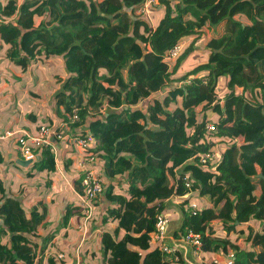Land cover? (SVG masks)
<instances>
[{"label":"trees","instance_id":"trees-1","mask_svg":"<svg viewBox=\"0 0 264 264\" xmlns=\"http://www.w3.org/2000/svg\"><path fill=\"white\" fill-rule=\"evenodd\" d=\"M145 1L0 0V36L22 70L39 52L63 62L68 77L54 109L64 119L78 111V123L96 138L92 151L103 159L102 177H128L122 197L112 184L106 192L116 202L104 220L118 223L115 233L126 230L120 241L104 233V249L114 251L109 264H166L150 234L168 198L188 190L187 180L208 200L218 192L223 198L195 215L186 211L192 198L185 199L175 234L200 233L211 262L235 251V264H264V0H156L144 11ZM191 37L177 58L166 59ZM190 55L196 60L187 62ZM187 65L193 68L180 75ZM208 122L218 129L208 131ZM219 144L228 150L212 184ZM209 152L215 156L203 163ZM43 154L35 166H53V155ZM174 168L176 189L168 183ZM21 203L9 197L0 205V264H42L26 235L41 217L29 225ZM244 224L252 255L232 238ZM129 244H139L142 255Z\"/></svg>","mask_w":264,"mask_h":264},{"label":"crops","instance_id":"crops-1","mask_svg":"<svg viewBox=\"0 0 264 264\" xmlns=\"http://www.w3.org/2000/svg\"><path fill=\"white\" fill-rule=\"evenodd\" d=\"M10 49L11 46L5 43L0 36V66L6 65L9 69L13 67L11 78L7 77V79H13L17 83L22 84L20 80H24L27 77L26 74L31 73L30 69L33 64L44 65L49 70L53 66L50 63H45V59H38L34 60L35 62L31 61L27 70H22L17 61L10 59L8 55ZM43 49L44 46H40L36 52ZM3 60H5V64L2 65L1 61ZM59 64L62 65L61 60ZM4 71L1 70V73ZM36 79L37 77H35ZM24 81L26 82V80ZM10 92V90L0 85V132L15 129L35 130L40 124H58L64 119L54 109L52 101L47 103L46 110L41 113L40 111L37 112L36 103L32 101L30 96L19 99L20 93H12L10 95ZM161 95L163 93L155 92L152 94L154 98ZM82 128H86L87 132H92L86 125L83 126L79 123L71 125L70 130L67 132H69V135H75L76 132L81 133ZM74 131L76 132L73 133ZM58 146V164H56V167L54 165L50 166L52 165L50 164L45 169H39L35 166V162H30L24 166L18 162L20 159H24L18 152L13 139H0V205L6 198L16 197L22 201L21 205L26 212L25 219L30 220L29 225L33 224L32 218L41 217L35 225L34 230L26 234L29 238V246L36 254L35 263L109 264V259L113 256L114 251L109 248L107 251L104 249L105 242L103 241V235L106 233V235L112 237L114 240L120 241L124 238L126 230L122 228L119 233H115L118 223L110 217L108 220H104V216L108 215L109 209L115 202L109 199L106 192L108 186L112 184L115 187L116 193L120 192L119 195L125 193L128 188V177L124 175H117L115 177L103 176L105 191L97 201L95 220L91 224L93 233L86 239H83L79 227L81 207L77 194L80 190V172L75 166V157L77 154H81V149L72 147L71 138H68L63 143L59 141ZM73 166L75 167L74 169ZM96 169L101 173H105L102 158L97 163ZM177 206L184 214L182 205ZM176 209L173 208L175 214L173 211V214H171L169 209H166L165 213L170 214L171 218L176 217L178 219L180 214L177 213ZM3 220L1 216L0 224L3 223ZM182 224L183 222L179 223V226H173L171 220L169 228L171 235L174 237L170 243L176 247L181 256L180 262L177 263L198 264L193 258L191 248L184 245L179 239L180 236L175 234ZM134 235L139 236L138 234ZM150 243L152 247H156V244L152 243L151 240ZM128 247L130 251L139 252L142 255L139 244H129ZM225 255L221 254L216 258L223 259ZM164 261L166 264H174L168 256ZM205 263L215 264L214 262L210 263L209 258L206 256ZM221 264L224 263L221 262Z\"/></svg>","mask_w":264,"mask_h":264},{"label":"built area","instance_id":"built-area-1","mask_svg":"<svg viewBox=\"0 0 264 264\" xmlns=\"http://www.w3.org/2000/svg\"><path fill=\"white\" fill-rule=\"evenodd\" d=\"M156 0H146L143 6L144 11H147L150 6L154 5ZM183 50V44H178L167 54L166 59H175ZM80 120V116L77 110H74L67 119H63L58 124L43 123L40 124L35 130L28 129H15L0 132V139H13L18 152L24 160L31 161V163L42 160L44 157L43 151H49L53 155V161L58 164L57 156L59 152L58 142L62 143L69 138L72 141V147L75 149H81V154H77L75 157V166L80 172V186L82 188L77 192L80 200L81 218H80V230L83 235V239L90 236L93 231L91 230L92 221L95 220V211L97 207V201L99 197L105 191V183L103 177L97 172L96 165L100 160L98 153L92 151L96 146V138L92 132H73L70 134L67 132L70 130L71 125L77 124ZM208 131H216L218 125L213 122L207 123ZM215 156V153H206L202 162L206 163L208 159ZM192 181L187 180L186 186L190 187ZM199 205L192 201L189 203L186 211L190 214H197ZM171 219L164 212L159 213L156 228L150 234V240L156 244L166 256L171 257L174 261L181 260V256L178 253L175 246L170 241L174 239L171 235L169 228ZM97 231V230H95ZM180 241L191 248L193 257L197 260L198 264H206L205 256L203 253V240L202 235L193 229H188L184 234L180 236ZM235 252L226 254L223 259H214L215 264H235Z\"/></svg>","mask_w":264,"mask_h":264},{"label":"rangeland","instance_id":"rangeland-1","mask_svg":"<svg viewBox=\"0 0 264 264\" xmlns=\"http://www.w3.org/2000/svg\"><path fill=\"white\" fill-rule=\"evenodd\" d=\"M152 6L156 7V5H152ZM202 33L204 35L203 39L208 37V34L206 32H202ZM192 37L188 41H186V43L183 44L184 47L187 44L189 46L190 42L193 39ZM249 45L251 47H253V43H249ZM36 55L37 56H36V58L34 60H38V59H43L44 60L45 59V63H47V64L50 63V65H53L52 68H50V70H49V69H47L48 67H46L44 65L33 64L31 66V69H30L31 73H27L26 74L27 77H25V79H24V80H26V82L23 79H21L20 81H21L22 84H20V83H17L13 79H7V77L11 78V71H12L13 67H11V69L7 68L6 65H3V64H5V60H3V61H1V64L3 66H0V85L3 86L4 88L10 90L11 91L10 95H12V93L13 94L20 93L19 99H24V97L30 96L32 98V101H35V103H36L37 112L40 111L42 113L43 111L46 110L48 102L52 101L53 105L55 106V99H54L55 95L60 90H62L63 83L67 79L68 73L66 71V68H65V65L63 64V62H62V65L59 64V62H60L59 58H56V57L46 58L44 55L43 56H39L41 54H36ZM207 55L209 57L211 55V52H207ZM34 60H32V61H34ZM185 60L187 62H193L196 59H194L192 57V55H190V56H187ZM192 68H193V65H187L186 67L183 66L180 69V75L182 73L190 71ZM1 70H5V71L3 73H1ZM35 77H37L38 80L37 79L35 80ZM34 96H35V98H34ZM10 97L12 98V96H10ZM160 98H163V96L161 95ZM198 109L200 110V108H198ZM82 131L83 130L81 129L80 132H82ZM74 132H76V131H74ZM187 134H190V129H188ZM199 143H203V140L201 139L199 141ZM219 147L220 148L215 150L216 151V155H217L215 160L217 158H218V160H216L217 163L214 160L215 161L214 163H216V164L214 165V169H215V172L213 173L214 177H212V179H211V180H213L212 184L215 183V182L216 183L218 182V179H217L218 176L221 177V174L219 173L217 167H218V165L222 166L224 164L223 163V159L225 157V152L228 150V148L226 147L225 144H223V145L219 144ZM53 165L56 167L55 163ZM74 168L75 167L73 166V169ZM175 169H177V168H174V173L169 175L170 182H168V183L171 184L176 189L179 186V184H180V180H178V175L176 174ZM97 172L99 173L98 170H97ZM233 172L235 173L236 176H238V178H241V173L238 171L237 168H234ZM220 183H221L222 187H226L224 182L220 181ZM199 191H200V187L199 186L198 187L194 186L193 182H192L191 186L188 187V190L185 192L184 195L179 196L178 194H175V195H172V196H170L168 198V200L166 201L165 210L169 209L170 213L173 214L172 213L173 208L174 209L177 208L176 211H177V213L180 214V217L178 216V219L176 217L175 218H173V217L171 218V215H170V218L172 220L173 226H177V225L179 226V223L184 221V214H183V212L180 211L178 206L176 207V205H180L185 199H187V198L191 199L192 198V200L197 202V204L199 205L200 209H204V208L210 209V208H215V206L220 201V199L223 198L222 193L218 192L213 199L208 200L207 199L208 197L199 194L198 193ZM114 196H116V195H114ZM120 197H122V194H121ZM220 204H223V202H220ZM188 205L189 204H187L186 208L188 207ZM165 210L163 211L164 213H165ZM96 212H97V208H96L95 214H96ZM173 212L175 214V211H173ZM238 216L239 215L235 214V212L231 215L232 219H234V220L237 219ZM216 224L219 225V221ZM244 226H245V227H243L245 229V230H243L244 233L243 234H239V233H235L234 234V233H232V238H233V240H236V244L235 245H237L239 247H244L243 249L244 250L246 249L247 252H249V254L252 255L253 254L252 239H250L248 237V232H247L248 231V227L246 226V224H244ZM256 228L258 230H260V229L264 230V227L259 229V226H256ZM216 230L219 231V232L222 231L220 226H218L216 228ZM195 261H197V260L195 259ZM210 263H211V261H210Z\"/></svg>","mask_w":264,"mask_h":264},{"label":"water","instance_id":"water-1","mask_svg":"<svg viewBox=\"0 0 264 264\" xmlns=\"http://www.w3.org/2000/svg\"><path fill=\"white\" fill-rule=\"evenodd\" d=\"M18 162H19L21 165L24 166V165H28L31 161L20 159Z\"/></svg>","mask_w":264,"mask_h":264}]
</instances>
